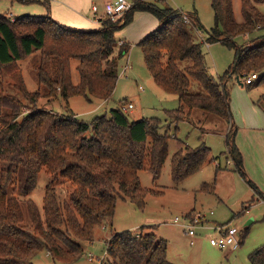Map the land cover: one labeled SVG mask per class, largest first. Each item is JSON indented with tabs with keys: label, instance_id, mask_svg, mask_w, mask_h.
<instances>
[{
	"label": "trees",
	"instance_id": "1",
	"mask_svg": "<svg viewBox=\"0 0 264 264\" xmlns=\"http://www.w3.org/2000/svg\"><path fill=\"white\" fill-rule=\"evenodd\" d=\"M44 2L50 4V0ZM257 4L264 0H242L243 20L238 21L233 0H212L215 23L209 39L223 40L236 51L231 70L223 75L225 81L233 71L231 77L240 80L258 73L259 82H264V42L253 45L255 39L246 44L236 40L264 28V11ZM136 11L151 13L160 21L139 45L154 82L178 97L179 105L167 111L168 119H135L118 107L109 115L85 121L71 110L60 114L38 105L40 98L60 96L67 102L73 96L108 101L119 79V60L131 48L129 42L119 44L115 34L133 20ZM100 21L98 28L75 29L55 20L50 12L24 14L15 20L0 14V264H35L33 259L43 251L55 261H79L96 226L110 224L118 197L144 207L154 189L142 185L140 172L149 171L154 182L161 176L169 156L168 123L176 122V131L178 123L189 120L197 108L231 122L226 85L208 72L203 45L188 28L199 30L196 11L183 13L135 0L122 18ZM27 59L38 83L35 90L29 88L20 65ZM185 59L192 63L182 68L180 61ZM192 79L202 84L205 94L190 92ZM7 84L15 92H9ZM18 94L31 104L24 115L26 103ZM260 99L264 101V93ZM235 133L231 127L227 150L235 169L246 177ZM209 158L210 147L204 142L176 151L172 157L176 183L197 172ZM42 178L46 183L41 207L31 194ZM203 189L214 192L208 183ZM195 213L192 210L190 217ZM150 228L113 234L106 241L112 261L104 264H176L169 259L168 241ZM249 257L251 264H264V243Z\"/></svg>",
	"mask_w": 264,
	"mask_h": 264
},
{
	"label": "rangeland",
	"instance_id": "2",
	"mask_svg": "<svg viewBox=\"0 0 264 264\" xmlns=\"http://www.w3.org/2000/svg\"><path fill=\"white\" fill-rule=\"evenodd\" d=\"M44 1L0 0V14L12 12L16 16L26 13L44 16L52 10V7L55 9L62 0H52L51 4ZM127 1L132 5L135 0ZM148 1L162 8L180 9L183 13L197 12L201 23L198 26L199 30L191 25H188V28L195 41L203 45L208 72L219 81L222 78L221 82L226 85L231 122L217 114L197 108L192 110L189 120L178 123L176 131L177 123L172 121L168 123L169 156L161 176L154 182V177L149 171L140 172L142 185L154 189L147 194L144 207L139 208L131 200L118 197L110 224L102 223L96 226L94 238L90 243L84 244L85 253L79 261L74 263L55 261L46 251H43L33 259L35 264L108 263L112 261L109 255L101 263L97 260L107 249L106 241L117 232L136 231L142 226H150L149 231L168 241L169 259L176 264H251L250 254L264 243V101L260 99L264 93V82H259L258 79L253 85L248 86L241 84L234 75L225 84L223 75L227 70H231L236 51L224 44L223 40L211 42L209 39V31L215 23L212 0ZM93 2L100 5L103 10L104 0ZM233 3L236 18L242 21V0H233ZM257 5L264 11V4ZM91 14L90 11L89 17L92 19ZM106 19L108 18L104 17V20ZM159 26L160 21L155 15L136 11L133 20L116 32V41L125 40V44L129 42L131 48L127 55L119 60V79L114 94L108 101L96 98L89 101L84 96H73L67 102L60 96L54 100L40 98L38 105L60 114H67L71 110L83 120L90 121L96 115L105 113L109 115L112 109L132 102L134 108L127 111L131 118L168 119L167 111L179 105L178 97L154 82L139 45L140 40ZM251 39H255L256 42H251ZM236 40L241 44L249 42L253 45L260 44L264 42V28L252 34L239 36ZM130 51L129 65L124 72ZM191 63L190 59L180 61L182 68ZM20 65L29 88L37 89L38 83L30 59L20 61ZM73 74L74 80H77L75 66ZM4 78L6 82L11 81L7 73ZM7 90L15 92L9 84H7ZM190 92L206 93L202 84L195 79L191 81ZM18 95L26 103L22 109L24 115L30 111L31 104L22 95ZM231 127L236 130L235 141L243 154L246 177L235 169L227 150V137ZM203 142L210 147L209 160L197 172L182 182L176 183L172 175L174 153L186 144L197 147ZM250 180L258 186L257 190L249 183ZM45 183V178H42L31 194L41 207ZM204 183L213 185L214 192L203 189ZM192 210H195V216L204 214L211 223L230 222L237 226L241 231V246L230 251L212 245L209 240V235L213 233L212 228L198 230L197 243L192 245L182 225L175 222L177 216H191ZM246 228L248 229L245 232ZM91 253L96 257L94 261L89 259Z\"/></svg>",
	"mask_w": 264,
	"mask_h": 264
},
{
	"label": "built area",
	"instance_id": "3",
	"mask_svg": "<svg viewBox=\"0 0 264 264\" xmlns=\"http://www.w3.org/2000/svg\"><path fill=\"white\" fill-rule=\"evenodd\" d=\"M131 4L127 0H111L105 4L104 14L102 18L106 17L111 20H118L122 18L125 13L131 8ZM92 10L95 14L99 12V7L97 5L92 6ZM12 20H15L16 16L11 13L7 14ZM96 16V15H95ZM184 19L187 23L190 22L188 15L184 14ZM124 40H120L119 44H123ZM128 64L124 67V72L127 70ZM260 78L258 73L248 74L243 78L244 84H254L256 80ZM124 111H130L134 108V104L129 102L122 106ZM213 213V211H212ZM175 222L182 225L186 235L190 237V243L193 245L197 243L196 236L198 235V230L212 228L213 233L209 235L210 243L214 246L220 247L222 249H228L230 251L236 250L241 246L242 237L241 231L237 226L232 225L230 222L221 223V222H209L204 214H198L195 217H190L189 215H184L183 217L177 216ZM110 256L108 245L104 254L97 258L98 261H101ZM94 254H89L90 260H95ZM104 264V263H101Z\"/></svg>",
	"mask_w": 264,
	"mask_h": 264
},
{
	"label": "crops",
	"instance_id": "4",
	"mask_svg": "<svg viewBox=\"0 0 264 264\" xmlns=\"http://www.w3.org/2000/svg\"><path fill=\"white\" fill-rule=\"evenodd\" d=\"M23 1H30V0H23ZM51 1L52 0H50V4H51ZM93 1L94 0H62L59 3V5L55 6V9L54 7H52V10L50 11V15L55 20L63 24L64 26H67L70 28H75V29L77 28L79 29L80 28L81 29L98 28L102 24L100 19L104 20V18H102V15L104 14L105 4L111 0H104L105 4H103V10H101L102 8L100 5H98L97 3H94ZM93 5H97L99 7V12L97 14H95L92 10ZM90 11L92 13L91 14L92 19L89 17ZM9 13L13 14L12 12H9ZM13 15L16 16L15 14ZM130 56H131V51L127 56L126 65L129 62ZM228 79L229 77L225 81V84L227 83ZM242 80L241 82L243 83Z\"/></svg>",
	"mask_w": 264,
	"mask_h": 264
},
{
	"label": "water",
	"instance_id": "5",
	"mask_svg": "<svg viewBox=\"0 0 264 264\" xmlns=\"http://www.w3.org/2000/svg\"><path fill=\"white\" fill-rule=\"evenodd\" d=\"M26 14H30V13H26ZM239 56H240V55H239ZM237 62H238V61L235 62L234 67L237 66ZM232 74H233V71H232V73H230L229 78L232 76ZM236 77H237L238 81H239L241 84H243V83L241 82V80H240V77H239V76H236Z\"/></svg>",
	"mask_w": 264,
	"mask_h": 264
}]
</instances>
